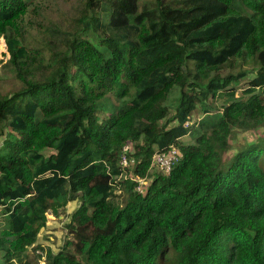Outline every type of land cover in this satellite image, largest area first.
<instances>
[{"label":"trees","instance_id":"trees-1","mask_svg":"<svg viewBox=\"0 0 264 264\" xmlns=\"http://www.w3.org/2000/svg\"><path fill=\"white\" fill-rule=\"evenodd\" d=\"M0 46V264L75 199L44 264H264V0H0Z\"/></svg>","mask_w":264,"mask_h":264},{"label":"rangeland","instance_id":"rangeland-1","mask_svg":"<svg viewBox=\"0 0 264 264\" xmlns=\"http://www.w3.org/2000/svg\"><path fill=\"white\" fill-rule=\"evenodd\" d=\"M142 0H139V5H141ZM4 55L2 52V46H0V59H3ZM9 73L6 71L0 72V80L4 81L8 78ZM1 81V82H2ZM244 81L239 86H244ZM241 90L239 87L236 90V93H238ZM196 112V111H195ZM199 117V114L194 113V118L197 119ZM264 131V127L260 126L257 128H253L252 130L248 131H241L237 130V135L235 136V143L237 145L243 144L245 141L249 142L254 139H256L258 136H260ZM183 142L189 141L188 136H185L181 138ZM231 140H233L231 138ZM236 149L233 148L231 151L233 152ZM44 153H49V149H43ZM156 169H159L155 166H150V172L157 171ZM124 174L126 176H131L128 170L124 171ZM117 178H120L118 176ZM145 182H147L145 178ZM121 190L116 189L115 193H119ZM79 205V200H71L69 201L65 207H62L59 209V212L57 214H54L51 210L46 211V220L43 227L40 228V230L37 233L36 241L27 247L26 254L27 257L24 258L27 260L28 264H44V258L43 256L41 258H38V254L41 253V248L49 247L51 251L57 252L61 246L64 244V241L68 237V232L66 228V224L69 221L70 214L77 208ZM15 264V263H12Z\"/></svg>","mask_w":264,"mask_h":264},{"label":"built area","instance_id":"built-area-1","mask_svg":"<svg viewBox=\"0 0 264 264\" xmlns=\"http://www.w3.org/2000/svg\"><path fill=\"white\" fill-rule=\"evenodd\" d=\"M122 149H123V152L119 159V164L122 168V172L118 175L120 177L125 175L124 174L125 167L128 164L126 153L129 151V144L128 143L124 144ZM180 156H181V152L179 151V149L174 144H170L168 145L166 150L156 151L152 155L150 166L158 167L160 171L167 173L170 171L172 164L175 163ZM145 178L146 177L134 178L138 182L137 189L139 191H142L140 184H143L145 182Z\"/></svg>","mask_w":264,"mask_h":264}]
</instances>
